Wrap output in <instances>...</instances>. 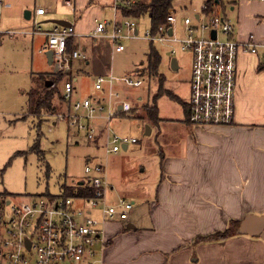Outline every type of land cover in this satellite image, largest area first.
<instances>
[{
    "label": "crops",
    "instance_id": "0c3cea01",
    "mask_svg": "<svg viewBox=\"0 0 264 264\" xmlns=\"http://www.w3.org/2000/svg\"><path fill=\"white\" fill-rule=\"evenodd\" d=\"M0 1L1 9L5 3L3 0ZM61 1L65 6L73 8L74 13L77 10L81 12V16L75 15V24L65 20L55 11L50 16L55 18L54 20H44L45 24H51L48 29L44 30L41 25L35 24L33 38L41 35L34 33L37 27L47 32L56 26L63 27L53 21H65L75 28L78 35L69 40L70 51L85 52L88 59L86 61L69 59L66 68L59 69L56 74L33 72L31 90L36 85L33 83V78L45 75L47 77L45 87L47 81H52L54 83L52 87H55L63 97V101H66L65 85L72 83L74 92L71 101H67L68 108L65 112L69 114L73 111V102L78 101L74 98L77 76L96 75L94 93L84 99L107 98L110 90L118 93L119 99H113L110 107L114 115L110 121L103 119L83 121L98 132L93 142L88 140L86 132L73 128L96 148L103 149L108 157L122 151L127 152L131 145L138 144L136 139H134L136 143L124 145L126 149L123 146L116 154H108L106 151L108 136L115 135L109 128L111 121L114 118L135 117L131 112L122 111V103H129L130 100L127 93L125 96L120 93L117 85H126L122 81H115L112 87L105 83L102 91H97L95 88L97 79L105 77L110 71L111 53L115 52L114 47L107 38L96 39L86 37L89 34L80 33H87L89 28L94 30L99 22H112L115 19L122 21L125 18L137 21L139 18L123 16L122 9L129 8L124 5L125 0H70L72 6L66 4L67 0ZM222 4L221 10L230 8L231 11L237 12L233 21L228 14H223L233 24L235 38L242 42L251 41L262 45L259 48L262 49L261 54L258 51V55L241 53L239 56L235 121L230 126L219 128L195 126L186 121L189 120L190 114V87L186 99L169 91L168 97L181 107L183 113L182 117L175 119L162 118L157 105L158 117L163 123L156 124L157 128L152 127L151 135L156 132L158 139L159 175L133 176L130 180L132 183L129 181L131 189L129 194L120 196L114 194L115 187L108 175L110 184L108 202L116 204L120 199H127L134 203L128 220L102 221L99 211L91 212L94 218L100 220L105 240L103 249L99 250L98 246L97 264H264V240L243 235L239 231H234L230 238L224 240L194 242L198 237L229 229L232 221H243L249 215L264 216V60L262 59L264 3L223 0ZM105 8L114 10L112 20H102L101 11ZM38 9H45V14L37 15ZM38 9L33 14L34 21L45 18L50 13L46 8ZM29 13L28 20L32 17L31 12ZM42 36L45 38L42 50L46 55L49 51L48 40L45 35ZM83 42L85 44L80 46ZM55 65L53 62L51 66L53 71ZM86 66H92L91 72L84 70ZM139 72L141 71H136L140 74ZM58 74H62L61 79H57ZM63 76L70 78L65 81ZM63 81H65L64 87L59 86ZM54 105H61L60 101L56 99ZM43 115L56 116L59 119L61 113L59 116L42 113ZM95 122L99 123L98 128ZM151 135L145 136L151 137ZM147 153H150L148 148ZM90 161L91 158L87 159L88 165ZM98 165L105 166L103 163ZM140 171L145 173L146 170L142 166ZM136 181H139V184L135 183ZM78 184L81 187L83 181ZM64 186H62V194L58 196L65 195ZM74 186L68 187L76 188ZM136 199L141 201L139 207L136 206ZM78 205L84 207L85 203L79 201Z\"/></svg>",
    "mask_w": 264,
    "mask_h": 264
},
{
    "label": "rangeland",
    "instance_id": "374dc122",
    "mask_svg": "<svg viewBox=\"0 0 264 264\" xmlns=\"http://www.w3.org/2000/svg\"><path fill=\"white\" fill-rule=\"evenodd\" d=\"M3 1L5 6L0 9V195L7 197L12 204L27 203L34 197L49 199L62 194L64 185L73 186L80 181H86L87 175H90L85 172L86 167L94 169L101 163L106 166V175H109L117 196L129 194V181L133 176L159 175L160 156L157 153L156 132L151 137L145 136L147 126L157 128V125L145 120L142 109L146 105L152 106L161 90L157 100L161 117H182L181 107L168 95L171 91L183 99L188 97L190 86L187 84L191 78L192 53L182 50L180 42L152 44L143 39L153 29L152 22L148 16L136 21L140 38L122 41L125 50L121 53L112 51L110 71L104 78L123 79L131 76L143 80L144 85L139 89L117 85L122 95L127 93L132 106L131 113L135 117L114 118L109 127L113 134L136 139L138 144L131 145L127 152L122 151L108 157L103 149L96 148L82 134H77L67 120L28 113V95L33 85L32 73L53 72L42 50L45 38L42 35L33 38L35 24L41 25L44 30L48 29L51 24H45L44 20H54L50 16L55 11L75 24V15L81 16V12L77 10L74 13V9L65 6L61 0ZM203 5L204 0L172 1L171 11L177 21L175 38L178 41L188 37L184 26L186 18L193 25L208 23L206 17H202L200 23L195 21V15L202 14ZM40 7L50 10V13L45 18L34 21L33 14ZM26 12H31L30 20L26 19ZM101 12L102 20L113 19V9L105 8ZM220 13L228 14L233 21L237 12L229 8L221 10ZM93 31L89 28L87 33L80 34L92 35ZM84 44L85 42L80 46ZM151 48L158 52L160 63L157 74L150 75L146 70V56ZM261 50H258L259 54L262 53ZM89 56L91 57V53ZM173 58L179 63L178 70H173L171 66ZM91 69L92 66L84 67L87 72H91ZM136 71L142 73L137 74ZM61 78L62 76L57 79ZM63 78L66 81L70 77ZM96 78V75H78L74 98L82 101L89 94H93ZM65 81L59 86L64 87ZM60 104L61 115H66L67 100ZM94 124L99 127L98 122ZM147 148L150 153H147ZM89 158L91 161L88 165ZM142 166L145 173L140 171ZM139 204L141 201L136 199V206L139 207Z\"/></svg>",
    "mask_w": 264,
    "mask_h": 264
},
{
    "label": "built area",
    "instance_id": "2783aa9c",
    "mask_svg": "<svg viewBox=\"0 0 264 264\" xmlns=\"http://www.w3.org/2000/svg\"><path fill=\"white\" fill-rule=\"evenodd\" d=\"M223 0H212V11L206 2L202 14L195 15L200 23L202 17L208 19L207 24L193 25L188 18L184 25L188 37L182 41L175 38L176 17L171 11L166 22L150 30L143 39L150 43L180 42L182 50L192 53V74L190 80L189 122L202 128H219L230 126L235 121L236 99L238 88V60L241 53L258 55L262 45L255 42H242L235 38V28L231 21L220 14ZM242 1V0H240ZM262 2L264 0H246ZM138 0H125L124 5L131 7ZM2 2L0 1V6ZM68 6L73 3L66 1ZM36 14H45V9H38ZM170 31L171 34H170ZM35 34L45 35L48 40L47 49L53 52V62L64 70L69 59L86 61L85 52L74 50L68 52V42L78 36L73 26L59 27L44 32L40 27ZM215 33V37H214ZM136 20L125 18L112 22H99L92 35L96 39L110 40L115 52L125 50L122 41L138 39ZM174 53V52H173ZM172 53V54H173ZM264 60V54L262 55ZM138 74V73H137ZM115 81H122L127 87L141 88V79L127 78L106 80L99 77L95 88L102 91L105 83L110 87ZM73 84L65 85V99L71 101ZM113 99L119 94L112 92L107 98H88L72 104L73 111L60 115V120H67L71 127L86 132L90 141H95L98 132L84 120L103 119L110 121ZM123 112H131L128 102L122 103ZM136 143L134 139L117 135L108 136L106 151L116 154L124 145ZM87 180L84 187L93 191L91 197L78 195L74 197L58 196L54 198L34 197L27 203L12 204L7 197L0 195V264H97L99 250L105 246L103 229L100 220L91 215L99 211L102 221H126L133 210L134 203L120 199L116 204L108 202L110 184L106 168L97 165L94 169L86 168ZM77 183L74 187H79ZM85 203L79 206L78 202Z\"/></svg>",
    "mask_w": 264,
    "mask_h": 264
},
{
    "label": "trees",
    "instance_id": "16d2710c",
    "mask_svg": "<svg viewBox=\"0 0 264 264\" xmlns=\"http://www.w3.org/2000/svg\"><path fill=\"white\" fill-rule=\"evenodd\" d=\"M173 0H140L136 4L132 5L129 8L122 9L124 17H135L142 18L148 16L152 22L153 30L155 31L158 26L164 24L166 22L167 16L170 14L171 4ZM206 4H208L209 8L212 7V0H205ZM211 10V9H210ZM71 42H68V52L70 50ZM148 67L146 68L151 74H157L158 65L160 63V56L158 52L151 48L148 55ZM140 74L142 72H139ZM58 76H62V74H58ZM47 77L43 76H35L33 78V83L36 84L34 88L29 92L28 95V113L32 115H42V113L53 115L59 114L62 111L61 105H54V101L58 99L60 102L63 101V97L55 87L46 88L45 81ZM161 93V90L159 94ZM155 98V101L152 106H144L142 111L145 114V119L150 123L158 124L161 120L158 117V106L156 101L159 98ZM175 98V97H174ZM177 99V98H176ZM38 151V150H37ZM65 195L63 197H74L76 196V192L78 195L91 197L93 195V191L88 190L84 187H68L64 186ZM242 221H232L229 229L215 233L205 237H198L194 240V242H204V241H219L230 238L233 235V231H239Z\"/></svg>",
    "mask_w": 264,
    "mask_h": 264
},
{
    "label": "water",
    "instance_id": "95a60500",
    "mask_svg": "<svg viewBox=\"0 0 264 264\" xmlns=\"http://www.w3.org/2000/svg\"><path fill=\"white\" fill-rule=\"evenodd\" d=\"M30 18V13H26V19ZM53 23L63 26V27H70L72 26L70 23H67L65 21H53ZM172 31H170L171 34ZM215 37V33H214ZM46 56L48 58V63L50 66H53V52L48 51L46 53ZM171 66L173 70H178V61L177 59L173 58L171 61ZM59 71V66L55 65L54 66V73L56 74ZM54 85L52 81H47L46 82V87L50 88ZM145 135L150 136L151 135V127L147 126L146 127V132ZM124 149H126V146H124ZM240 233L243 235L251 236L254 238H261L264 240V216H254V215H249L247 216L241 223L240 226Z\"/></svg>",
    "mask_w": 264,
    "mask_h": 264
}]
</instances>
